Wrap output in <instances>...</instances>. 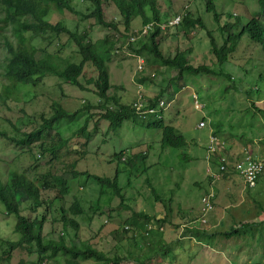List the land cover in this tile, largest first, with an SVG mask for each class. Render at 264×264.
Returning <instances> with one entry per match:
<instances>
[{"label": "rangeland", "instance_id": "1", "mask_svg": "<svg viewBox=\"0 0 264 264\" xmlns=\"http://www.w3.org/2000/svg\"><path fill=\"white\" fill-rule=\"evenodd\" d=\"M67 1L78 12L88 14L92 10L89 1ZM206 1L157 0L160 24H165V30H161L160 34V50L167 57L177 51L190 49V64H204L217 71L220 66L209 52L206 36L207 31L217 35V24L213 13L205 10ZM213 4L222 22H232L227 18L228 14L241 16L243 22L250 16L257 15V0H213ZM102 9L107 22L122 23L110 0H102ZM178 13L188 15L191 19H200L204 28L167 27L166 23ZM147 15L151 16L149 11ZM49 21L52 24L61 21L70 30L76 26L78 33L89 27L92 41L108 34H116L119 42L107 65L111 85L107 92L110 96L108 108L115 109L114 102L135 107L134 103L139 96L140 99H151L163 91L159 99L170 103L167 110L161 113L162 118L186 141V145L177 150L161 149L160 131L146 130L141 126L143 117L138 115L135 121H126L117 131H111L108 123L100 119L99 110L87 108V105L96 107L102 103L98 100L93 85L85 82L96 77L90 64L84 66L83 78H80V83L86 90H80L45 71L34 75V79H39L36 86L19 85L21 92L18 100L0 104L1 129L8 134H13L14 129L23 132L37 129L42 123L40 117L50 116L53 112L50 104L56 101L68 113L77 112V116L74 122L63 121L45 131V145L51 146L71 137L84 119L92 115L86 127L90 136L86 146L87 153L76 164V171L98 177L118 176L122 200L110 190L101 189L91 178L83 175L75 178L69 174L63 176L69 183V193L64 197L63 207L66 209L75 199L83 206L82 216L75 218L79 227L75 243L89 240L107 256L123 258L120 264H138V256L142 255L145 248H141L137 244L138 238H134L138 230L129 228L125 222L135 213H144L152 218L146 229L150 226L162 233L169 254L162 251L151 262L140 259L143 261L140 264H264V231L259 236L256 232L253 238L244 235L230 239L216 238L211 247L195 241L184 231L185 226L197 221L201 215V198L209 192L213 195L211 210L205 215L207 224L201 227L202 230L209 233L224 232L232 225L238 226V223H260L264 220V174L255 188L248 189L232 168L233 163L245 151L264 164V147L260 142L264 138V125L243 93L245 88H250L259 91V97H264V80H258V74L264 71V64L263 60L255 58V48L249 46L244 39L236 53L229 56L228 62L221 66L224 72L230 74L231 79L241 81L242 85L236 83V89H233L222 77L205 74L188 76L184 72L178 75L172 69L165 72V67L129 52L125 47L126 43L130 40V33L135 28H140V20H133L128 32L120 28L118 33L97 26L92 19L80 21L67 11L62 15L50 13ZM9 37L14 39L11 35ZM37 44L39 45L38 41ZM45 49L47 53L55 54L61 59L71 62L79 60L75 46L64 34L59 37L51 36V43L46 44ZM40 55L41 52L36 57ZM148 56L146 57L151 60L152 55ZM173 85L178 86L176 91ZM193 96L203 105L201 111L194 109ZM257 100V105L264 104V100ZM201 121L204 127L200 128L198 124ZM210 136L217 139V150L209 160L207 147L210 145ZM79 139L73 136L67 149L61 148L68 162L78 156L75 144ZM121 151L123 154H120ZM139 153L146 156L144 165L134 159ZM181 155H186L188 161H183ZM128 159L134 161L137 172L129 171L132 170L130 164H125ZM220 160L223 164L226 163L225 173L215 170L222 164ZM62 167L64 164L56 162L50 153L40 156L36 151L31 153L24 147H16L0 138L2 182L5 180V171L11 168L34 176L47 171L54 172ZM152 189L165 206L155 200ZM16 197L23 214L33 218L36 214L31 212V204L24 193L18 191ZM167 205L170 207L167 222H157L168 211ZM42 215L44 212L39 209L37 217ZM14 222V217L6 214L0 204V240L17 241L18 236L13 230ZM198 226L196 223V227ZM43 234L54 238L61 234L57 228L52 230L49 216L44 223ZM5 249L0 242V257ZM10 256L9 264H38L34 253L29 254L26 249L16 248Z\"/></svg>", "mask_w": 264, "mask_h": 264}, {"label": "trees", "instance_id": "2", "mask_svg": "<svg viewBox=\"0 0 264 264\" xmlns=\"http://www.w3.org/2000/svg\"><path fill=\"white\" fill-rule=\"evenodd\" d=\"M82 1H89L92 6V10L88 14L76 11L67 0H0V104L4 105L10 100H18L21 92L19 85L36 86L39 82V79H34L36 72L51 73L80 90H86L80 83V78H83L84 66L90 64L96 72V77L89 78L85 82L87 85H93L98 100L102 103L96 107L87 105V108L99 110L100 119L106 121L109 129L113 132L117 131L124 122L135 121V118L138 117L131 105H121L114 102L115 109H110L107 106V103L110 102V96L107 95V92L111 88L107 65L111 60L112 51L119 42L116 34H108L101 39L92 41L89 37V27L78 33L76 26L70 30L61 21L52 24L49 21L50 13L62 15L64 11H67L78 17L80 21L92 19L97 26L113 33H118L120 28L128 32L131 29L132 21L140 20V28H135L130 33L136 39L125 46L129 52L146 58L148 62H154L165 67V72L172 69L177 71L178 75L184 72L188 76L205 74L222 77L230 83L229 86L233 89H236V83L242 85L241 81L231 79L230 74L224 72L221 66L228 62L229 56L236 53L237 47L244 42V39L249 46L255 48V58L263 60L264 64V0H257V15L250 16L246 22L242 21L241 16L234 17L232 14H228L227 18L232 20L231 23L220 20L214 9L213 0L206 1L205 10L213 13L217 24L216 36L210 31L206 32L209 52L220 66L217 71L204 64L197 66L190 64L188 62L190 49L177 51L171 56H163L160 50L162 42L159 31L161 16L156 6L157 0H110L122 19L121 24L105 20L102 0ZM148 11L151 16L147 15ZM150 22L153 23L151 30L141 35L142 27ZM178 26L181 28L203 27V23L200 19H191L185 15L181 17ZM8 32L14 39H11L10 35H6ZM60 34L67 35L72 41L79 57L77 62H71L61 59L55 54L47 53L45 46L51 43V36L59 37ZM40 52L41 55L36 57ZM149 54L152 55L151 60L146 57ZM258 80L259 82L264 80V71L262 74H258ZM173 87L175 91L178 88L175 85ZM243 93L248 103L259 114L264 125V104L257 105L256 103L257 99L262 101L264 97H259L260 92L250 88H245ZM162 94L163 91L149 99V103H154ZM50 106L53 111L52 114L48 117L41 116L42 123L37 129H32L29 132L14 129L13 134H8L0 128V138L11 142L14 146L24 147L31 153L36 151L40 156L46 152L50 153L56 162L64 164V167L57 168L54 172H42L34 176H29L26 172H20L14 168L5 171V180L0 181V204L6 214L14 217L13 230L18 237L15 242L10 239L0 240L3 247L6 248L0 257V264H9L10 254L16 248L26 249L29 254L34 253L38 264H88L87 262L92 264H120L123 258L107 256L89 240L75 243L74 240H76L79 230L75 218L82 216L83 206L78 199H75L66 209L63 207L64 197L69 193V183L63 177L66 174L72 178L80 175L91 178L98 183L101 189L110 190L114 196L122 200L117 175L108 178L76 171V164L87 153L86 146L90 136L86 127L90 117L93 116H87L77 132L68 139L46 146L44 138L46 130L63 121L74 122L77 116V112L68 113L56 101H52ZM162 117L154 119L153 116L146 115L141 126L146 130L160 131L161 149L177 150L183 148L186 145L183 136L177 135L174 127L166 124ZM73 136L80 138L75 144L78 149V156L68 162L61 148L67 149ZM260 142L264 147V138ZM120 154H123V151ZM180 158L183 161H188L186 155H181ZM134 159L140 165H144L146 156L139 153L134 156ZM125 164H130L132 170L129 169V171L131 173L137 172V166L133 160L128 159ZM215 170L219 173L227 171L225 169L221 172L218 167ZM18 191L23 192L26 200L30 202L31 212L36 214L33 218L23 214L16 197ZM152 192L154 193L153 189ZM154 198L165 206V203L155 193ZM166 207H168V211L157 222H167L170 207L168 205ZM39 209L44 212V215L37 217ZM47 216L50 217L52 230L57 228L61 232L55 238L46 237L43 234ZM151 222L152 218L144 213H135L125 222L129 228L138 230L137 236L134 238H138L137 244H140L141 248L142 246L145 248L142 255L138 256V264L143 262L140 259H147L151 262L162 251L169 254L162 233L152 228L146 229V225ZM184 228H186L184 231H186L187 236L211 247L216 238L230 239L243 235L253 238L256 232L259 236L264 231V220L260 223H238V226L232 225L228 231L224 232L209 233L207 230L188 228L187 226ZM123 232L126 233L127 231L123 230Z\"/></svg>", "mask_w": 264, "mask_h": 264}, {"label": "built area", "instance_id": "3", "mask_svg": "<svg viewBox=\"0 0 264 264\" xmlns=\"http://www.w3.org/2000/svg\"><path fill=\"white\" fill-rule=\"evenodd\" d=\"M182 15L181 13H178L177 15H175V17H173L172 19H170V21L168 23H166L167 27H176L179 25L180 23V19H181ZM152 22L144 25L140 31L141 35H144L147 33V31L151 30L152 28ZM165 24L159 26V31L161 34V30H165ZM161 28V29H160ZM136 39L135 36H130V40L129 42H132ZM126 43V44H128ZM141 96H139L137 102H135L134 104H136V108L133 107L135 109V111L137 112L138 115L144 117L146 114L150 113L156 114L157 118H160V113L162 111H165L168 108V104L164 102V100H159L153 107L148 108V110L143 111L142 108L144 106V99H140ZM202 104L199 102V100L193 96V107L195 110L197 111H201L202 110ZM198 127H204V123L201 121L198 124ZM209 142L210 145L207 147V153L210 154V158L212 157V153L215 152L217 150L216 145H217V139L213 136H210L209 138ZM206 153V156H207ZM221 161V160H220ZM233 170L241 177L243 184L246 188L248 189H253L257 186L258 180L261 178V176L264 174V164L256 159L253 158L251 154H249L248 151H245L242 154V157L235 161L232 165ZM220 170H225L226 169V163L225 164H220L219 167ZM213 195L210 194H204L201 198L202 200V208H201V215L199 216V218L197 219V221L193 222V223H189L190 225H188V228H196V229H202V226H205L207 224V219H206V213L208 211L211 210V201H212ZM196 223L199 224L198 227H196ZM151 227H148V229H150Z\"/></svg>", "mask_w": 264, "mask_h": 264}, {"label": "clouds", "instance_id": "4", "mask_svg": "<svg viewBox=\"0 0 264 264\" xmlns=\"http://www.w3.org/2000/svg\"><path fill=\"white\" fill-rule=\"evenodd\" d=\"M131 36V35H130ZM129 36V37H130ZM144 99V106H143V108H142V110L143 111H146V110H148V108H150V107H153L159 100H162V99H157L154 103H149V99H145V97L143 98ZM166 103L169 105V103L170 102H167L166 101ZM135 110V109H134ZM167 110V109H166ZM165 110V111H166ZM165 111H162L161 113L163 114ZM137 113V112H136ZM160 113V118L163 116L162 114ZM138 115V114H137ZM146 115H151V116H153L154 117V119H160V118H157L156 117V114L155 113H153V114H150V113H148V114H146ZM146 115L143 117V119L146 117ZM138 116H140V115H138ZM260 180V179H259ZM258 180V181H259ZM150 227V226H149ZM147 230H149L148 228H147Z\"/></svg>", "mask_w": 264, "mask_h": 264}, {"label": "bare ground", "instance_id": "5", "mask_svg": "<svg viewBox=\"0 0 264 264\" xmlns=\"http://www.w3.org/2000/svg\"><path fill=\"white\" fill-rule=\"evenodd\" d=\"M219 164H220V163H219ZM219 164H218V165H219ZM209 193H210V192H209ZM209 193H208V194H209Z\"/></svg>", "mask_w": 264, "mask_h": 264}]
</instances>
